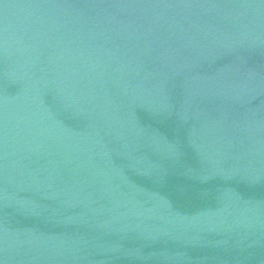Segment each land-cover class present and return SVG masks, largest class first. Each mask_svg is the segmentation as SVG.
<instances>
[{"label": "water", "instance_id": "95a60500", "mask_svg": "<svg viewBox=\"0 0 264 264\" xmlns=\"http://www.w3.org/2000/svg\"><path fill=\"white\" fill-rule=\"evenodd\" d=\"M0 264H264V0H0Z\"/></svg>", "mask_w": 264, "mask_h": 264}]
</instances>
